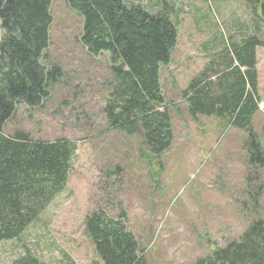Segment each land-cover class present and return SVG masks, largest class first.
Segmentation results:
<instances>
[{"label":"rangeland","instance_id":"rangeland-1","mask_svg":"<svg viewBox=\"0 0 264 264\" xmlns=\"http://www.w3.org/2000/svg\"><path fill=\"white\" fill-rule=\"evenodd\" d=\"M127 1L159 8L157 0ZM168 2L179 41L161 75L175 141L157 161L140 149L138 139L108 129L110 57L90 56L79 41L82 18L66 0L53 3L48 59L62 67L64 77L40 107L19 105L5 133L74 143L72 171L66 189L20 240L0 242V264H10L27 248L48 264H103L84 224L98 207L116 218L126 213L127 227L150 264H193L213 247L239 239L252 214L264 218V193L257 206V195L251 201L246 194L245 132H223L217 118L192 117L181 97L222 49V37L240 40L253 30L252 12L242 1ZM3 34L0 28V40ZM257 68L261 102L253 126L264 145V47L257 50ZM261 185L263 173L255 187Z\"/></svg>","mask_w":264,"mask_h":264},{"label":"trees","instance_id":"trees-1","mask_svg":"<svg viewBox=\"0 0 264 264\" xmlns=\"http://www.w3.org/2000/svg\"><path fill=\"white\" fill-rule=\"evenodd\" d=\"M66 1L83 20L81 45L94 58L110 57L112 81L104 107L108 129L138 139L140 149L157 161L175 141L161 75L179 41L172 6L157 0L159 8L152 11L127 0ZM224 1L248 3L254 28L240 40L222 37V49L181 97L192 117H214L223 132H245L246 194L251 201L257 195V206L264 193L262 185L255 187L264 174V145L253 122L261 102L257 50L264 47V0ZM54 2L0 0V242L20 240L66 189L72 171L74 143L5 133L19 105L40 107L64 77L62 67L48 59ZM251 216L239 239L224 248L213 247L193 264H264V218ZM125 220L124 211L116 218L101 207L86 215V233L98 258L103 264H150ZM10 264L48 263L27 248Z\"/></svg>","mask_w":264,"mask_h":264}]
</instances>
